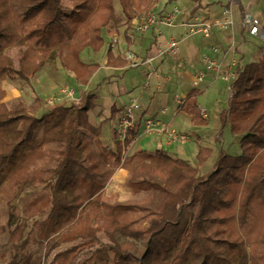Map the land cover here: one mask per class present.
Here are the masks:
<instances>
[{
    "label": "trees",
    "instance_id": "1",
    "mask_svg": "<svg viewBox=\"0 0 264 264\" xmlns=\"http://www.w3.org/2000/svg\"><path fill=\"white\" fill-rule=\"evenodd\" d=\"M158 1L0 0V83L30 84L48 60H59L77 83L88 85L101 64L85 61L83 53L98 54L104 32L122 29L133 47L131 21ZM12 47L24 48L18 64L6 54ZM259 54L238 68L221 113L223 125L240 136L242 154L221 152L203 177L210 148L199 149L197 166L163 149L137 150L123 161L115 131V146H103V126L90 120L92 95L84 93L80 106L57 104L38 117L22 102L7 108L8 93L0 86V188L15 190L8 200L12 210L19 195L42 187L25 216H8L2 264H264V45ZM107 56L114 68L128 65L123 58L114 63L111 48ZM201 93L194 89L178 108L205 122ZM86 132L95 136L94 146ZM120 169L136 177L132 187L151 193L148 203L106 201L107 183ZM102 176L105 183L98 184ZM100 234L110 244L96 249ZM31 244L43 252H30Z\"/></svg>",
    "mask_w": 264,
    "mask_h": 264
},
{
    "label": "rangeland",
    "instance_id": "2",
    "mask_svg": "<svg viewBox=\"0 0 264 264\" xmlns=\"http://www.w3.org/2000/svg\"><path fill=\"white\" fill-rule=\"evenodd\" d=\"M250 1L242 0V3L248 7ZM163 2L159 3V10L166 8ZM220 2H223V0H173L172 3L167 5V10L178 6L180 14L176 21V27L161 28L163 33L162 41L166 42L172 36L179 40L186 38L187 28L181 26V24L189 19L193 12L200 19H219L222 14ZM255 3L252 8V15L264 26V0H255ZM68 6L70 5L68 4ZM235 21V41L240 51L238 59L241 60L243 65L258 60L261 47L264 45L263 40L259 37L245 34L243 41L241 12L238 8L235 9ZM123 31L124 29L118 32L112 31L111 35L104 32L105 47L102 51L94 54L91 49H88L83 53L82 57L85 61L101 64V68L92 76L88 85L77 83L73 73L61 68L59 60H48L44 69L31 80L30 84L19 81V86L14 94L5 101L6 107L15 108L18 102H22L35 116H41L48 109L43 107L47 98L57 94L60 89L73 87L76 90L77 97H82V101L84 93L95 97V108L90 111V120L94 125L103 126L101 136L103 146L114 147L113 133L117 118L122 113V108L129 104L130 101L138 100L142 111L146 110L145 112L150 115L154 114L152 112L157 113L160 109L167 108L169 114L165 119L178 131L189 134L190 141L183 145L166 146L164 142L159 141L155 136L141 137L135 139L131 147L133 151L163 149L172 156L188 159L190 164L197 166L199 149L210 148L212 154L200 168L199 175L202 177L207 176L214 170V165L221 152L235 156L241 155L240 136L233 134L230 126L223 125L221 120L222 111L227 110L229 107L231 85L222 80L214 81L211 76L207 77L205 82L198 88H195L191 81L194 74L205 69L204 57H214L211 52L212 48L225 49L229 45L231 32L215 29L209 39L204 38L202 35L190 36L183 40L181 51L178 55H167L163 58H158L152 66L130 68L127 65L126 68H114L109 64L107 56L109 48L112 49L114 63H117L119 59H125L127 53H133L139 58H147L155 54V35L153 33L139 35L131 31L133 47H130L125 40ZM114 36H117V43L110 46ZM140 41H142V44H140ZM23 49L21 48V50H16V52L10 54L16 64H18ZM153 69H155V72H152ZM151 72L152 76L149 79L148 74ZM147 85L150 88L145 90L144 87ZM194 89L202 92L197 96V101L201 109L205 108L208 111V119H203L205 122H199L190 115L179 112L177 100L185 98ZM114 109L115 113L112 116ZM86 139L94 146L95 136L93 134L86 132ZM56 149L53 148L49 156L55 155ZM133 151L130 154L135 152ZM84 165L86 167L88 163ZM133 180H136V177L128 173L121 185V189L111 199L112 203L128 201L143 204L150 201L151 193L147 194L142 189L132 187L131 182ZM97 182L98 184H104L105 177H99ZM14 191L7 184L0 188V255L9 249L8 232L5 231L8 216L12 212L25 216L26 206L35 195L42 191V187L34 186L19 195L13 203L14 208L11 210L8 206V200L12 197ZM74 244L76 243L61 246L55 250L54 255L61 250L70 248ZM108 244L110 242L107 237L104 234H100L99 243L95 248ZM95 248L91 251H85L79 261L88 258ZM29 251L32 253L43 252L41 247L34 244L30 245ZM54 255L47 260V263H51ZM0 264H2L1 258Z\"/></svg>",
    "mask_w": 264,
    "mask_h": 264
},
{
    "label": "built area",
    "instance_id": "3",
    "mask_svg": "<svg viewBox=\"0 0 264 264\" xmlns=\"http://www.w3.org/2000/svg\"><path fill=\"white\" fill-rule=\"evenodd\" d=\"M165 7V9L159 10V5L155 4L151 10L135 16L131 21L135 33L140 35H145L150 32L155 33L154 48L156 51L154 55L147 58H139L133 53H127L125 59L128 62V67L138 68L140 66H152L158 58H163L167 55H178L181 51L183 40L190 36L202 35L204 38L209 39L212 37V33L215 29L230 31L229 45L225 49H220L218 47L212 48L211 52L214 57H204L205 69L194 74L191 81L193 86L198 88L205 82L207 77L211 76L214 81L222 80L232 85L233 82L238 79V68L241 66V60L238 59L240 51L235 41L236 8L241 12L243 41L245 39V34L259 37L264 40V28L260 21L252 15V5L244 7L241 0H223L222 14L219 19L209 20L196 18L194 20L185 21L181 26L187 28V32L185 33L186 38L179 40L172 36L166 42H163L161 28L176 27V21L180 14L178 6H175L171 10H167L168 6ZM116 43L117 36H114L110 46ZM152 72H155V69H153ZM152 72L148 74L149 79L152 76ZM149 88V85L144 87L145 90ZM61 103L80 106L83 101L82 97H77L76 90L73 87H65L60 89L57 94L47 98L44 105L46 108H51ZM177 103L181 105L183 103V98L178 99ZM159 114L160 116H166L169 114V110L167 108H162ZM201 117L205 120L208 119L207 109H201ZM134 132L136 133L134 141L136 138L151 136L160 139L166 146L174 144L183 145L190 141L189 134L178 131L176 128L172 127L168 121L162 120L159 116L150 115L142 111L138 100L130 101L129 104L122 109V113L115 126L116 139L123 146V161L131 152L134 141L129 146L127 145V141Z\"/></svg>",
    "mask_w": 264,
    "mask_h": 264
},
{
    "label": "crops",
    "instance_id": "4",
    "mask_svg": "<svg viewBox=\"0 0 264 264\" xmlns=\"http://www.w3.org/2000/svg\"><path fill=\"white\" fill-rule=\"evenodd\" d=\"M161 1L163 2V0H159L156 4H158L159 5V3H161ZM242 1V0H241ZM173 2V0H165L164 2H163V5H165V6H167L169 3H172ZM254 4H256L255 3V0H251L250 1V4H249V6L250 5H252L253 7H254ZM242 5H243V3H242ZM244 6V5H243ZM248 6V7H249ZM220 7H221V11H222V7H223V2H220ZM244 7H246V6H244ZM196 18H199V17H196L195 16V13L193 12V14L191 15V17L189 18V19H187L186 21H188V20H194V19H196ZM263 28H264V26H262ZM144 37V36H143ZM141 39H142V37H140ZM140 44H142V41H140ZM16 50H21V48L20 47H12V48H9V49H7L6 50V54L8 55V56H10V54H13L14 52H16ZM154 51H156L155 50V48H154ZM11 57V56H10ZM12 58V57H11ZM13 59V58H12ZM240 64L241 65H243L241 62H240ZM38 75H39V73H38ZM37 75V76H38ZM0 86H2L6 91H7V93H8V95H7V98H6V100L5 101H7V99L12 95V94H14V92L16 91V89H17V87L19 86V82H13V81H3V82H1L0 83ZM44 105V104H43ZM43 107H45V106H43ZM9 108H11V107H9ZM46 108V107H45ZM47 109V108H46ZM123 109V108H122ZM161 110V109H160ZM37 111V110H36ZM35 111V112H36ZM146 111V110H145ZM148 111V110H147ZM152 113H154V114H151V115H156V116H159L162 120H165V121H167L166 119H165V117L166 116H168V115H166V116H160V114H159V111L157 112V113H155V112H152ZM184 113V112H183ZM35 115V114H34ZM120 115H121V113L119 114V116H118V118H117V120L119 119V117H120ZM37 116V115H36ZM39 117V116H38ZM158 139V138H157ZM159 141H160V139H158ZM131 151H133L132 149H131ZM134 151H136V150H134ZM133 151V152H134ZM147 151H149V150H147ZM149 152H154V151H149ZM179 158H181V157H179ZM183 160H185V161H187V162H189V160L188 159H185V158H182ZM119 172H122L121 173V178H117V175H118V173ZM128 175V171L127 170H125V169H120L119 171H117L116 172V174L109 180V182L107 183V186H106V188H105V199H106V201H108V202H110V203H112V201H111V199L113 198V196H114V194L117 192V191H119L120 189H121V185H122V183L124 182V180H125V178H126V176ZM118 183V188L117 189H114V190H112V191H109V189H110V186H111V183ZM107 196V197H106ZM107 198H108V200H107Z\"/></svg>",
    "mask_w": 264,
    "mask_h": 264
},
{
    "label": "bare ground",
    "instance_id": "5",
    "mask_svg": "<svg viewBox=\"0 0 264 264\" xmlns=\"http://www.w3.org/2000/svg\"><path fill=\"white\" fill-rule=\"evenodd\" d=\"M121 173H122V172H119V173H118L117 178H121ZM118 186H119L118 183H115V184H114V183L112 182L109 191H112V190H114V189H117Z\"/></svg>",
    "mask_w": 264,
    "mask_h": 264
}]
</instances>
